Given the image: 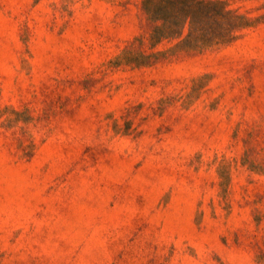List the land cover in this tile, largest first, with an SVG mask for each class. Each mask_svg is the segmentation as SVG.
Masks as SVG:
<instances>
[{"label": "rangeland", "instance_id": "rangeland-1", "mask_svg": "<svg viewBox=\"0 0 264 264\" xmlns=\"http://www.w3.org/2000/svg\"><path fill=\"white\" fill-rule=\"evenodd\" d=\"M143 1L0 0V264H264V0L203 50Z\"/></svg>", "mask_w": 264, "mask_h": 264}, {"label": "trees", "instance_id": "trees-1", "mask_svg": "<svg viewBox=\"0 0 264 264\" xmlns=\"http://www.w3.org/2000/svg\"><path fill=\"white\" fill-rule=\"evenodd\" d=\"M143 11L151 24V48L165 40L181 39L178 46L203 50L233 41L236 32L250 26L246 18L216 0H144ZM162 53L126 57L128 64L149 66Z\"/></svg>", "mask_w": 264, "mask_h": 264}]
</instances>
